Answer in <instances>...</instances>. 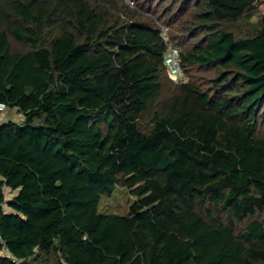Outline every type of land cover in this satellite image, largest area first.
<instances>
[{"label":"trees","instance_id":"trees-1","mask_svg":"<svg viewBox=\"0 0 264 264\" xmlns=\"http://www.w3.org/2000/svg\"><path fill=\"white\" fill-rule=\"evenodd\" d=\"M259 2L0 0V264H264Z\"/></svg>","mask_w":264,"mask_h":264},{"label":"rangeland","instance_id":"rangeland-1","mask_svg":"<svg viewBox=\"0 0 264 264\" xmlns=\"http://www.w3.org/2000/svg\"><path fill=\"white\" fill-rule=\"evenodd\" d=\"M256 12L255 16L252 18V21H257L260 13L264 11V0H260V2L255 7ZM187 17L181 18L179 17L176 21H183ZM240 25V24H239ZM234 28V27H233ZM175 29H178V26L175 27ZM175 37L176 41H184L185 36H183L181 33L182 31L175 30ZM169 37V36H168ZM197 39H194V41ZM205 75L209 76V72H205ZM188 79V75L186 76ZM7 119H13L16 121H22V115L16 110V109H7L3 112L1 120H7ZM135 196L131 194L130 189L123 187V186H116L112 194H104L102 195L101 202H100V211L102 213H115V214H127L129 212L131 204L135 200ZM1 254V253H0ZM36 259V260H35ZM30 260L27 264H43L42 258L39 257Z\"/></svg>","mask_w":264,"mask_h":264},{"label":"built area","instance_id":"built-area-1","mask_svg":"<svg viewBox=\"0 0 264 264\" xmlns=\"http://www.w3.org/2000/svg\"><path fill=\"white\" fill-rule=\"evenodd\" d=\"M134 1L135 0H127V2L131 6L134 5ZM163 33H164L166 39L168 40V36L166 35L167 27H165V26H163ZM164 63L166 65L169 76L173 80H175L177 82L188 80L186 78V74L184 73V70H183L182 65H181L180 49L175 47L173 44L168 45V49L166 50V52L164 54ZM0 108L4 110L5 105L2 104ZM0 240L3 241L1 235H0ZM14 260H17V259L14 257ZM17 262H19V261L17 260Z\"/></svg>","mask_w":264,"mask_h":264},{"label":"crops","instance_id":"crops-1","mask_svg":"<svg viewBox=\"0 0 264 264\" xmlns=\"http://www.w3.org/2000/svg\"><path fill=\"white\" fill-rule=\"evenodd\" d=\"M4 110H5V109H4ZM4 110H3V111H4ZM1 118H2V117H1Z\"/></svg>","mask_w":264,"mask_h":264}]
</instances>
